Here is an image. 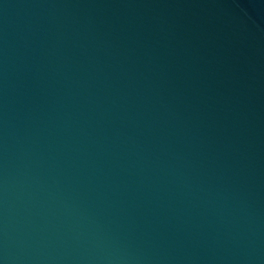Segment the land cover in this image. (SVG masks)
Listing matches in <instances>:
<instances>
[{"label": "water", "instance_id": "1", "mask_svg": "<svg viewBox=\"0 0 264 264\" xmlns=\"http://www.w3.org/2000/svg\"><path fill=\"white\" fill-rule=\"evenodd\" d=\"M0 264H264V0H0Z\"/></svg>", "mask_w": 264, "mask_h": 264}]
</instances>
